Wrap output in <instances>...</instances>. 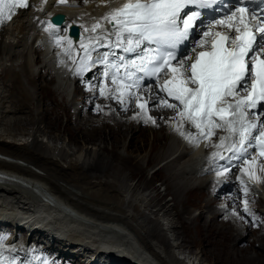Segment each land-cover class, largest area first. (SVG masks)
Masks as SVG:
<instances>
[{
  "label": "snow or ice",
  "instance_id": "6c2138e0",
  "mask_svg": "<svg viewBox=\"0 0 264 264\" xmlns=\"http://www.w3.org/2000/svg\"><path fill=\"white\" fill-rule=\"evenodd\" d=\"M58 2L66 4L67 0ZM221 2L127 0L103 18L109 22L115 21L113 32L116 40L114 44L109 40L107 46L120 48L124 53H136V58L118 56L110 60L112 53L104 52L94 59L93 53L105 46L101 41L106 37L89 36L88 43L83 39L80 41L83 55L78 62L74 61L77 64L76 74L81 76L96 64L104 65V77L111 78L117 87L109 89L111 95L108 96L101 86L100 95L116 99L122 105L125 103L124 96L135 98L145 123L156 122L147 115L148 101L141 104L139 97L128 89H138L145 78H155L160 92L179 102L174 104L164 97L157 98L158 104L176 110L180 120L176 122L175 130L190 143L198 146L201 139L215 135L214 130L217 128L227 132V136L219 137L218 144L212 145L231 154L226 157L221 151L212 153L214 162L227 161L224 164L217 163L215 174L218 178L238 166L231 164L233 159L247 164L250 169L252 165L249 159L255 162L256 156L248 152L249 148L258 149L259 155L264 156V15L257 16L253 10L250 13L251 18L256 20L253 24L246 15L249 10L239 5L223 18L201 11L213 9ZM239 2L243 4L244 0ZM259 2L264 3V0ZM28 7L29 0H0V25L11 20L17 9ZM261 12L264 13V8ZM216 25L230 31H213ZM98 27L99 24H94L91 31L95 32ZM200 27L206 30L199 33V39L193 41L191 50L195 53L194 59L186 51L178 55L180 46L189 41ZM44 30L54 37L55 45L62 48L65 55L70 58L73 56V40L67 35H60L58 25L49 21ZM85 31L89 29L85 28ZM209 35L213 37L211 41L203 39ZM206 43L211 44V51L196 52V48H203ZM60 63L63 64L64 60ZM121 67L124 68L123 75L119 74ZM97 108L100 106L97 105ZM124 110L127 111V108ZM172 119L176 120V117ZM183 120L198 130L195 136L182 130ZM260 167L264 170V164ZM241 172H247L250 178L256 179L254 173L243 167ZM241 184H244L243 180ZM244 190L246 193L247 189ZM244 205V211H249L247 201H244ZM232 214L237 215L235 211ZM6 239V236L0 235V264H15V260H8L4 256ZM43 264L48 262L45 260Z\"/></svg>",
  "mask_w": 264,
  "mask_h": 264
},
{
  "label": "bare ground",
  "instance_id": "6f19581e",
  "mask_svg": "<svg viewBox=\"0 0 264 264\" xmlns=\"http://www.w3.org/2000/svg\"><path fill=\"white\" fill-rule=\"evenodd\" d=\"M110 2H117V0H93L82 6L86 10H95L100 7H106ZM34 3L35 0H29L28 10L22 9L17 17L0 25V115L5 113V110H1L2 98L6 91L3 87V83L7 80L6 77L13 76V73L17 77L20 76L16 73L14 67V59L19 57L23 58L24 68L22 69L23 75H21L18 86L22 89L24 96L20 102L16 104L15 108H11L10 110H13L12 112H19L28 108L26 106L29 98L27 88L22 84V76L27 74L25 63L27 62V57L29 58L31 45H29L27 41L25 44H18V37L19 34H23L30 25L31 16L29 15L33 12V8L31 7ZM104 12L107 13L108 11ZM105 24L106 21L102 22L99 27L104 30ZM89 36L90 35L83 34L82 38ZM20 45H22L23 52L21 51L20 53L23 57L21 55L16 56ZM34 51L37 52L35 48ZM5 96L7 95L5 94ZM151 110L154 114L160 113L158 108L155 109L153 107ZM42 112L48 116L46 110ZM37 117H39V115H37L33 121L31 131L24 130L21 132L22 135L19 134L22 138L28 137L25 141L17 140L19 138L16 139L17 136L15 134L11 135L13 133L12 125L20 128L25 126V124L21 123L19 119L10 120L8 118L3 121L0 116V153L12 158L10 160L0 158V169L22 175L25 177L26 181L30 183L28 188L10 183L0 185V211H3L2 214L8 215L9 213L10 216H16L19 210L15 208L21 209L22 206L26 205V213L29 214V216L46 219L49 217V214H47L48 217L37 215L38 208L35 207L38 204L37 199L42 201L40 204L44 209L48 208L47 203L51 204V210H59V208H62L61 204H63L65 208L73 211L82 219H89L85 214L95 215L99 218L105 217V220L100 221L102 224V227H100L102 231L97 230V234L92 233L89 242L92 245H96L98 243V235L110 234L115 238V241L106 240L105 244L113 251L117 250L124 254L125 258L134 264L153 263L148 261L147 257L142 254V247L136 246L128 240L127 234L122 232V230L125 232L126 230L120 223L124 224L128 230L133 231L147 251L164 264H204L199 253L191 254L188 251V255H181L182 257H178L177 254H184L186 251L185 243L182 242L181 238L182 243L178 242L177 238L173 237L175 235L173 231L179 227V223L192 225L194 219L197 220L198 218L199 221H204L205 212L210 214V210L206 209L208 203L204 200V195L206 197L202 186L204 180L200 178L196 180L201 191L198 192L196 185L190 183V176H186V174H189V171L195 169L194 167L189 168L186 165L171 167V164L177 159L172 158L158 170L162 173L172 171L175 179L177 177H182V181L189 184L190 193L198 196L197 204H176L174 205L176 211H174L168 200L164 201L158 199L157 194L155 196L151 195L152 193L150 190L154 193L157 187L154 186L150 189L149 180L144 182L140 180L134 181L131 177L132 174H126L123 167L120 168L118 166L120 164H113L112 159L107 155L108 153H106L107 150H105L102 145L100 146L99 143H96L90 147H84L82 150L74 152L67 142L63 141L60 146L58 145L59 143H52L47 139V132L42 125V118ZM14 123L16 124L14 125ZM121 125H126V123L121 121L117 126ZM126 126H129L128 129L130 130V126L132 125L128 123ZM146 128H149V126H146ZM128 129L112 132L108 139V143L113 146H118V144L125 139ZM4 135L6 137H4ZM152 135L154 136V134ZM55 139L57 141L59 137L56 136ZM153 140H155V136ZM101 142L105 143L104 141ZM146 142V134L140 131L135 138L129 136L125 147L128 152L140 153L143 151L144 143ZM152 154L154 153L152 152ZM115 155L116 159H123L119 154ZM18 160H22L24 163H20ZM260 165L261 164H259V166ZM256 170L258 171V169ZM188 184H181L185 186V188H183L184 190L187 189ZM43 185H45V187ZM35 189L40 191L37 196L34 195L33 190ZM164 189L166 190V187ZM20 193L26 194V200L28 202L22 201ZM206 200L208 201L207 198ZM192 207L199 208L200 211L197 216L189 215ZM62 212L81 225L91 226L90 223L85 224L82 220L70 215L68 212ZM142 221H144L145 229L148 232L151 231L153 234L148 235V233L142 229ZM68 222L62 223L61 226H66ZM175 225L178 227H175ZM59 226L60 224L55 225V222L52 221L50 229H52V232H61ZM198 226L201 228L211 227L209 233L204 237L208 239L207 241L211 245L220 247L224 255L240 254L237 253L238 250L231 245L230 236L225 235L223 229L214 222L213 217L208 223L205 221L204 223H199ZM73 232L76 233V231ZM73 232L70 228V232L66 236L67 239L71 240V242L83 240L80 235H75ZM50 234L51 233H49V235ZM89 242L84 243L85 249L92 248ZM116 245H122L123 248L118 249ZM181 250L182 252H180ZM106 255L108 259L105 258ZM193 256H195V258ZM196 257L199 260H197ZM97 258H104L111 263H114L118 259H122L111 253H99ZM126 259H122L123 263L126 262ZM95 260L96 259H91V262L94 263Z\"/></svg>",
  "mask_w": 264,
  "mask_h": 264
},
{
  "label": "rangeland",
  "instance_id": "374dc122",
  "mask_svg": "<svg viewBox=\"0 0 264 264\" xmlns=\"http://www.w3.org/2000/svg\"><path fill=\"white\" fill-rule=\"evenodd\" d=\"M28 32H30V31H28ZM22 35H23L22 33L19 34L18 38L21 39L20 36H22ZM22 41H24V40H22ZM22 41H21V44H22ZM29 45H31V50L29 51V56H30V54L34 55V53H31V51H34V48H35L33 46V40L29 43ZM21 51H22V45H20L18 47L16 56L21 55L23 57V55L20 53ZM16 56H14V57H16ZM15 60L16 59H14V62H15ZM14 67H15V63H14ZM15 70H16V67H15ZM16 73H18L20 76L17 77L13 73V76L6 77V79H8V78L10 79L11 85H10V82L8 80L5 81L6 85H4V89L6 90L5 94L8 97L5 96V94H4V97H3L4 99L2 98V104L3 105L1 104V110H5L4 111L5 113L1 114L0 116L3 119V121L7 120L8 118L10 120L19 119V121L21 123L25 124V126L20 127V128L12 125L13 133L11 135L15 134L17 136L16 139L19 138L17 140H25L26 141V138H28V137L26 136V138H22V136H20L19 134L22 135L21 132H23L24 130L25 131H31L32 123L35 120L37 115L34 116L33 114H31V112H30L31 107L28 104L26 106L28 108L25 109V113L24 114L22 113V115H21V111L12 112L13 110H10L11 108H15L16 104H18L20 102V100L22 99V97L24 96L22 89L18 86V82L20 81L21 75H23V74H22V72H19L18 70H16ZM27 75H28V73L26 75L24 74V76H22L24 78L22 84L26 86L28 83L29 85L33 86L34 83H32V80L30 79L29 75L28 76ZM44 75L45 74H43V76ZM40 76L42 77V75H40ZM45 81H48V80L45 79ZM26 88H27V86H26ZM17 92H18L19 98L15 97L17 95ZM43 105H46V104H43ZM7 109H8V111H7ZM54 110H55L54 113H57V109H54ZM62 112L64 113L63 108H62ZM158 115L160 116V114H158ZM163 116H164V114H163ZM39 117L42 118V120H43L42 125L45 128V131L47 132V139L50 142L56 143V144L59 143L58 144L59 146L61 145V143L63 141L67 142L69 147L74 152L80 151L84 147H90L96 143H99L100 146L102 145L103 148L105 150H107L106 153H108L107 155H109V157L112 159V163L113 164H120L118 166L120 168L123 167L124 172L126 174H128V175L132 174L131 177L134 181L140 180L141 182H144V181L149 180L150 189L153 188L154 186H156L157 187L156 192L153 193L152 190H150L152 193L151 195L155 196L157 194L158 199L164 200V201L168 200L170 202V205L173 207L174 211H176L175 206H174L176 204H193V205L197 204L198 196L190 193L189 184L185 181H176L174 176H173V173H171L169 171L166 173L156 171L153 174V176L151 175L152 171L150 168H153V167L156 168L157 166L162 165L165 160H166V162L164 163V165L167 164V162L169 160V159H167V156L169 155V157H170V155H172L174 153V152L172 153L171 150L177 148V145H179V144H177V141L175 138L176 136L174 135L175 136L174 137L173 134H171L169 131H167V127L164 126V117H162V114H161V117H159V120L161 121L160 127L149 129L146 127L137 126V125L130 123V122H125L126 125L128 123H130V125H132V126H130L131 127L130 130L128 129L129 126H126V125L117 126V125L107 124L104 127H102L103 129L99 128V127H95V131H91V132L90 131L89 132H83L80 129H75V128L69 127L65 123L66 122V116H62L60 118L61 119L60 122H56V121H58L57 119L55 120V122L47 121L46 120L47 116L43 112H41V115L39 114ZM39 117H37V118H39ZM52 117H54V116H52ZM64 117H65V119H64ZM68 119L70 121L69 116H68ZM15 124L16 123H14V125ZM169 126H170V124L168 123V128H169ZM165 128H166V131H165ZM125 129H128V131H126L127 135H126L125 139H123L118 144V146H113L110 143H108V139H109L112 132H117V131L125 130ZM140 131H143L147 137V142L144 143L143 151L140 153L128 152L126 147H125V144L127 143L129 136H132L133 138H135L138 136ZM152 134H154L155 140H153L154 136ZM56 136L59 137V140H57V141L55 139ZM104 136H105V138H104ZM4 137H6V136L4 135ZM84 139H86V140H84ZM101 141H104L105 143H103ZM52 143H50V144H52ZM141 144H142V142H141ZM152 152L154 154H152ZM115 154H119L121 156V158H123L124 160L123 159L122 160L116 159ZM258 168H260L259 164L253 163V168H251V169H254V171L257 172L256 169H258ZM258 171H259V169H258ZM161 180H163V181H161ZM157 181H161L162 184L166 186V190L164 189V186L159 185V183ZM180 183L181 184H188L187 189L184 190L183 188H185V186L181 185ZM193 212H192V214L194 215ZM210 220H211V218L209 220H206L204 218V221L203 220L199 221V219L197 218V220L194 219L192 225H189V224L184 225L181 223H179V227L175 225V227H178V228L174 229L173 232L175 233V235L173 237L177 238L178 242L185 243L184 245H185L186 251L184 252L183 255H187L189 253H191V254L199 253V256L201 255V259H202V262L204 264H264V253L263 254H261V253L257 254L253 247H246L247 251L242 252L240 254L224 255L223 252L221 251L220 247L215 246V245H211L207 241L208 239L206 237H204L206 234L209 233L211 227L201 228L200 226H198L199 223H204L205 221L208 223ZM141 224H142V229L146 233H148V235L153 234V233H151L150 230H149L150 232H148L145 229L144 221H142ZM147 229H148V227H147ZM180 238L182 239V242H181ZM187 251H189V253ZM237 253H239V252H237ZM178 257H181V255ZM193 257L195 258V256H193ZM197 260H199V259L197 258Z\"/></svg>",
  "mask_w": 264,
  "mask_h": 264
},
{
  "label": "water",
  "instance_id": "95a60500",
  "mask_svg": "<svg viewBox=\"0 0 264 264\" xmlns=\"http://www.w3.org/2000/svg\"><path fill=\"white\" fill-rule=\"evenodd\" d=\"M58 22H60V20H58Z\"/></svg>",
  "mask_w": 264,
  "mask_h": 264
}]
</instances>
